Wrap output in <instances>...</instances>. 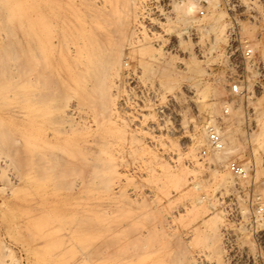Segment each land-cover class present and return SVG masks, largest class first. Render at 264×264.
<instances>
[{"label":"rangeland","instance_id":"rangeland-1","mask_svg":"<svg viewBox=\"0 0 264 264\" xmlns=\"http://www.w3.org/2000/svg\"><path fill=\"white\" fill-rule=\"evenodd\" d=\"M210 1L201 15L196 0H74L87 21L101 6L102 101L89 79L68 87L64 14L40 57L35 0H0V264H264V0ZM211 126L228 156L209 147Z\"/></svg>","mask_w":264,"mask_h":264},{"label":"bare ground","instance_id":"bare-ground-1","mask_svg":"<svg viewBox=\"0 0 264 264\" xmlns=\"http://www.w3.org/2000/svg\"><path fill=\"white\" fill-rule=\"evenodd\" d=\"M5 4L7 1L9 0H2ZM11 1V0H10ZM18 1V0H17ZM80 1H83V0H80ZM84 1H87V0H84ZM112 3H113V0H111ZM131 1V0H130ZM60 2V1H59ZM58 0H35V3H36V7L34 8V12H35V21L33 23V27H34V32H33V35L35 37V40L37 42V45L39 46V55L40 57H45L50 49L49 48H46L45 45L46 43H48V35L49 33L51 32V23L53 21H51V18L53 19V17H57L59 16L60 14H64V17H68V18H64V29L62 31H66V29L68 28V35H69V38L68 40L71 41L72 45V49L71 51L69 50L70 49V45L68 46L69 47V56L70 59V63L71 64H74L73 68L75 70H73L70 66H67V65H64L62 67V71L65 72L66 74H68V87L69 85H72L73 88H77L79 83L82 81V80H85V79H89L88 81L90 82L89 86H87L89 89H87V91H85V93H87L88 96L90 95H94L92 93V91H97L98 95L100 98H102V101H103V98L102 95L104 94V83L106 82V78H104V75L106 73V69H108L107 67L110 65V68L112 67V64L113 62H109L107 56L108 54L106 55L105 51L103 50L104 47L102 45V42L99 41V36H100V39L103 40V38H101V34L102 32H98V35L96 33V31H100L101 28H102V25H101V20L103 18L100 17L99 15V12H100V7L98 5H95L96 3H92L94 5V8H92L94 10V13L90 16V18L88 19V21L84 18V10L83 9H86V7H84L82 10L81 9H78L76 6H75V2L74 0H67L65 3L63 2V4L59 3ZM106 2V1H105ZM212 3V6L213 8L217 7V4H218V0H211L210 1ZM79 2H77L78 4ZM123 3H124V0H123ZM80 4V3H79ZM85 4V3H84ZM89 4V3H88ZM88 4H85V5H88ZM90 4H91V1H90ZM107 4V3H104V5ZM114 5V3H113ZM128 5V4H127ZM126 5V7H127ZM16 6V5H15ZM17 6L19 8H22L20 5H18V2H17ZM16 6V8H17ZM91 6V5H90ZM91 6V7H92ZM103 6V5H102ZM125 6V5H124ZM10 7V6H9ZM80 7H81V4H80ZM89 7V6H88ZM125 7V9H126ZM196 4L192 1H189L183 5H181L180 7V14H182L183 16H186L188 18H192L193 19V16H194V12L196 10ZM12 8V7H11ZM43 8L44 9H47V12L45 10V12L43 11ZM121 8V7H120ZM20 10V9H19ZM22 10V9H21ZM110 10V9H109ZM124 10V9H123ZM129 10V9H128ZM127 10V11H128ZM104 12V10H103ZM102 13V12H101ZM109 13V11H108ZM123 13V12H122ZM126 13V12H125ZM90 14V13H89ZM111 15V14H110ZM118 15V14H117ZM105 16V14L103 15ZM112 16V15H111ZM111 16H110V19H111ZM136 16V14H135ZM59 18V17H58ZM57 18V19H58ZM106 18V17H105ZM113 18V16H112ZM120 18V17H119ZM128 18V17H127ZM60 19V18H59ZM101 19V20H100ZM183 19V18H182ZM106 20V19H105ZM113 20V19H112ZM111 20V21H112ZM115 20V19H114ZM114 20L112 22H114ZM123 20V19H122ZM121 20V21H122ZM125 20V19H124ZM123 20V21H124ZM129 20V19H128ZM191 20V19H190ZM219 19H215L213 20L210 24H209V30H211L213 32V37L215 39H220V38H223L225 37V33H224V25L225 24H220ZM110 21V22H111ZM118 21V20H117ZM120 21V22H121ZM127 21V20H125ZM124 21V22H125ZM111 22V23H112ZM115 23V22H114ZM129 23V21H128ZM127 23V24H128ZM113 24V23H112ZM111 24V26H112ZM124 24V23H123ZM63 25V24H62ZM106 25V24H105ZM104 25V26H105ZM120 25V24H119ZM129 25V24H128ZM127 26V25H126ZM115 27V26H114ZM122 28V27H121ZM126 28V27H125ZM108 30V29H107ZM116 30V29H115ZM122 30V29H120ZM119 30V31H120ZM126 30V29H125ZM118 32V31H117ZM121 32V31H120ZM119 32V33H120ZM124 33V36L126 35L125 33L126 32H122ZM65 32L63 34H61V40H65ZM108 34V33H107ZM104 35V34H102ZM131 35V34H130ZM106 36V35H105ZM105 38V37H104ZM107 38V37H106ZM105 38V39H106ZM112 38V37H111ZM110 38V39H111ZM116 39V38H115ZM114 37H113V40H115ZM108 41V40H107ZM69 42V41H68ZM106 42V41H105ZM103 41V44L105 43ZM111 42H109L110 44ZM105 44H108V43H105ZM108 44V45H109ZM118 44V43H117ZM116 45V43H115ZM105 46V45H104ZM143 46V45H142ZM264 46V45H263ZM103 47V49H102ZM107 48V47H106ZM110 48V47H109ZM116 48V47H115ZM262 48V52L264 54V47H261ZM112 49V48H111ZM114 49V48H113ZM108 50V49H107ZM118 50V49H116ZM121 50V48H120ZM131 50V49H130ZM108 52V51H107ZM113 52L114 54V51H111L109 53ZM122 53V52H121ZM129 53V51H128ZM61 55V60L64 61V59L67 58V56L64 54V53H60ZM116 55V54H115ZM119 56V55H118ZM134 56V55H133ZM121 58V57H120ZM116 60V59H114ZM113 60V61H114ZM118 60H120L118 58ZM111 61V60H110ZM115 64V63H114ZM72 66V65H71ZM119 66V64H118ZM115 68V66H113ZM117 67V66H116ZM112 72V71H111ZM110 74V71L108 72ZM103 78L105 79L103 81ZM112 79V78H111ZM84 82V81H83ZM82 82V83H83ZM172 82V81H171ZM81 84V83H80ZM107 85V84H106ZM118 85V84H117ZM84 86V85H83ZM80 87V86H79ZM116 88V87H115ZM70 89V88H69ZM171 89V87H170ZM79 90V89H78ZM110 90V89H108ZM69 92V91H68ZM107 92V90H106ZM77 93V92H76ZM81 93H84V92H81ZM84 93V95H86ZM109 93V92H108ZM82 95V94H81ZM85 97V96H84ZM99 98V99H100ZM81 99V98H80ZM98 99V101H99ZM101 100L99 102H102ZM110 101V100H109ZM106 104H108L107 102L108 101H105ZM111 102V101H110ZM109 102V104H110ZM104 103V102H103ZM102 104V103H100ZM103 105V104H102ZM77 106V104L75 105ZM104 106L105 104L103 105V107H101L103 110L104 109ZM107 107H110V106H107ZM106 108V107H105ZM74 110V109H73ZM110 110V109H109ZM108 110V112H109ZM69 112V111H68ZM106 112H107V109H106ZM73 113V112H72ZM94 113H97L98 115V112H94ZM96 115V114H95ZM104 115V114H103ZM80 116V115H79ZM105 117L107 115H104ZM108 116H109V113H108ZM96 117V116H95ZM69 118V117H68ZM72 119V118H70ZM79 119V118H78ZM101 119V118H100ZM104 119V118H103ZM106 119H109V118H106ZM98 120H99V116H98ZM85 121V120H84ZM102 121V120H101ZM92 123V122H91ZM96 124V122H95ZM99 124V123H98ZM70 125V124H69ZM76 125V124H75ZM109 125V124H108ZM261 127H260V131H259V139H258V146L260 148H262L264 150V122L260 123ZM83 126V125H82ZM88 126V124H87ZM90 126V125H89ZM85 128H87L86 126H83ZM104 127V126H103ZM115 127V126H114ZM216 128V127H215ZM69 130V129H68ZM85 130V129H84ZM89 130V129H88ZM99 130V129H98ZM96 130V131H98ZM203 130V129H202ZM216 131L220 132L217 128L215 129ZM69 132V131H68ZM99 132V131H98ZM71 133V132H69ZM103 133V132H102ZM105 133V132H104ZM103 133V134H104ZM112 133V132H111ZM110 133V134H111ZM88 134V133H87ZM69 135V134H68ZM93 135V134H92ZM95 135V134H94ZM93 135V136H94ZM100 135V134H99ZM74 137V136H73ZM72 137V138H73ZM98 137V135L96 136ZM71 138V139H72ZM105 138V137H104ZM114 138V137H113ZM230 138V137H229ZM228 138V139H229ZM86 139V138H85ZM92 139H96V138H92ZM107 139V138H106ZM82 140V139H81ZM88 140V139H87ZM97 140V139H96ZM98 140H100V138H98ZM231 140V139H230ZM70 141H73V140H70ZM105 141V139L103 140ZM68 142H69V136H68ZM80 142V141H79ZM85 142V141H84ZM92 142V141H91ZM94 142V140H93ZM108 142V141H106ZM111 142V141H110ZM83 143V142H82ZM81 143V144H82ZM97 143V142H95ZM109 143V142H108ZM88 144V143H87ZM232 144V143H231ZM69 145V144H68ZM71 145V144H70ZM76 145V146H75ZM78 144L74 143V147L68 150H70V153L72 155H74L76 152H78L79 150H81L79 147H77ZM84 146V145H83ZM82 146V147H83ZM231 146V145H230ZM101 147V146H100ZM101 148H104V147H101ZM227 150L226 152H224L225 150H223V153L225 155H227L226 153H229L232 152L233 148H230L229 145L226 147ZM107 150V148H104ZM109 150V149H108ZM107 150V151H108ZM221 151V150H219ZM228 156V155H227ZM227 156H224V157H227ZM86 163V162H85ZM212 182L215 183V185L217 187L219 186H223V188L227 186L226 189H228V186H230V184H232V181L229 180L228 176L226 175H221V176H218L216 175L215 173L212 175ZM232 187V186H231ZM194 263V262H193Z\"/></svg>","mask_w":264,"mask_h":264},{"label":"built area","instance_id":"built-area-1","mask_svg":"<svg viewBox=\"0 0 264 264\" xmlns=\"http://www.w3.org/2000/svg\"><path fill=\"white\" fill-rule=\"evenodd\" d=\"M199 4L198 12L202 15L204 13L203 5L206 4L209 0H196ZM253 55V50L249 46L247 42L241 43L240 46V56L243 61H247L251 59ZM240 82H233L230 86V90L233 93L240 92ZM207 141L209 147L215 151L222 150L224 148V142L221 134L215 130L214 127H207ZM227 169L235 176V177H244L247 174V167L239 163L233 159L227 162Z\"/></svg>","mask_w":264,"mask_h":264}]
</instances>
